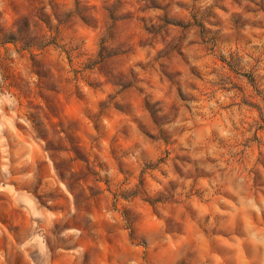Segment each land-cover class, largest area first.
<instances>
[{"label":"clouds","instance_id":"obj_1","mask_svg":"<svg viewBox=\"0 0 264 264\" xmlns=\"http://www.w3.org/2000/svg\"><path fill=\"white\" fill-rule=\"evenodd\" d=\"M92 2L95 8L90 9L85 28V21L70 14L71 5L65 6V0H0V111L6 114L0 127L15 131L12 120L21 112L20 97L9 88V72H21L23 81L19 87L23 88L25 83L32 85L49 51L55 49L59 53L60 63L67 52L74 61L73 67L87 66L81 77L94 85L98 83L105 96L111 95L113 103L127 106L132 95L142 102L139 110H129L126 123L137 132L132 141L136 147L130 146L122 159L141 167V153L146 148L159 154L165 147L163 141L169 140L174 154L184 155L180 151L183 148L200 168L214 173L207 193L211 199L197 217L209 240L216 239L213 230L230 234L235 228L234 218L241 212L255 218L264 215V196L259 192L253 195L251 189L247 172L251 165L237 163L242 158L236 155L239 149L234 145L241 139L243 128L237 123L234 129L227 115L213 120L214 112H209L210 107L217 110V100L227 103L233 95L231 91L221 93L212 88L209 81L231 86L233 80L247 76L254 86L264 89V80L257 85L250 71L255 69L257 77H264V0H242L239 7L229 2L227 15L220 13L225 27L219 34L215 28L207 30L211 28V17L195 15L193 20L177 6V0H157L170 2L168 24L163 20L165 12L142 10L152 0ZM184 2L192 4L194 0ZM211 2L196 0L195 6L206 9ZM233 13L238 16L233 17ZM180 19L184 21L183 30L171 26ZM233 19L239 23L234 24ZM197 66L205 69L203 82L197 78ZM177 67H181L180 72L175 71ZM165 75L174 86H169ZM105 81L112 87H107ZM72 83L79 84V80ZM202 90L210 94L208 98L201 96ZM234 112L231 109L229 114ZM7 113H11V119ZM253 118L256 119L255 113ZM209 128L215 133L211 139ZM142 133H151L155 143ZM244 135L250 137L252 131ZM259 135L264 151V132ZM206 156L214 157L215 163H207ZM52 157L59 166L60 157L56 153ZM31 161L29 154L13 165L15 174H9L7 167L3 169V184L12 181L25 189L39 211L25 207L23 198L13 200V205L28 219L16 221L15 238H9L6 250L0 248V264H83L86 252L90 264H175L180 258L182 237L168 211L160 209L159 219L153 217L150 228L136 218L121 219L119 206L110 208L102 217L84 210L83 205L53 214L47 210L53 203L47 196L49 189L41 173L30 167ZM192 166L184 167V171ZM260 172L264 181V168ZM113 174L114 170H109L100 176ZM65 185L74 196L79 192L70 173L60 187ZM113 190L119 204L131 209H135L138 200L154 195L134 181L117 184ZM120 194L124 200H119ZM225 196L236 198L237 203L231 204ZM225 206L227 210L221 212ZM208 209L211 216L218 218L205 223L203 217ZM259 223L256 230L241 229L238 235L231 236L234 247L243 243L257 249L259 255L248 264H264V220Z\"/></svg>","mask_w":264,"mask_h":264},{"label":"rangeland","instance_id":"obj_2","mask_svg":"<svg viewBox=\"0 0 264 264\" xmlns=\"http://www.w3.org/2000/svg\"><path fill=\"white\" fill-rule=\"evenodd\" d=\"M195 2L196 0L189 4L184 0H177V6L182 7L193 20L195 15H201L204 19L211 17V28L207 30L215 28L219 34L225 27V20L220 13L227 15L230 11L229 2L239 7L242 0H212L206 9H198ZM68 4L71 5L70 14L80 16L87 28L90 19L88 13L90 9L95 8L92 0H65V6ZM151 9L165 12L164 23H170L167 19L170 2L158 3L157 0H152L142 10ZM237 16V13H233V17ZM143 20L141 17V22ZM183 23V19H180L171 26L183 30ZM233 23L238 24L239 20L233 19ZM200 27L203 29V25ZM196 54L194 51L193 55ZM29 59L31 61V57ZM73 63L67 52L64 53V62L60 63L59 53L52 49L41 62L39 72L35 73L37 81L32 85L25 83L23 88L19 87L23 81L21 72H9V88L20 97L21 112L12 120L15 131L0 127V248L6 250L9 238H15L13 233L16 221L28 219L25 213L13 205L14 199L23 198L25 207L32 212L39 211L25 189L18 188L12 181L6 185L2 182L5 167L8 168L9 174H15L13 165L31 154L30 167L41 173L49 189L47 196L53 203L47 210L53 214L61 213L72 206L83 205L84 210L102 217L110 208L119 206L118 215L121 219L136 218L142 220L145 227L150 228L153 224L152 218L159 219L157 212L164 209L179 226L178 235L182 237L180 258L175 264H248L252 257L258 256L257 249L249 245L242 243L239 247H234L231 236L238 235L241 229H258L259 221L264 220V215L255 218L241 212L234 218L235 228L230 234L213 230L216 239L209 240L197 217L201 208L207 207L211 199L207 197V193L214 173L200 168L183 148L180 151L184 155L174 154L169 149V140L163 141L165 147L159 154L146 148L141 153V167L122 159L123 153L128 151L130 146L136 147L132 141L137 132L126 123L129 110L133 107L139 110L142 102H138L135 95H132L127 106L113 103L111 95L105 96L98 83L94 85L81 77V72L88 70L87 66L73 67ZM175 71L180 72L181 67H177ZM197 71L200 73L197 78L203 82L205 69L197 66ZM250 71L253 72L257 85L264 80V77L256 76L255 69ZM164 78L168 80L170 87L174 86L167 75ZM77 79L79 84H73L72 81ZM105 85L112 87L107 81ZM209 85L221 93H233L227 98V103L217 100V110L210 107L209 112H214L213 120L222 119L227 115L234 129L237 123L243 128L244 131L240 132L241 139L234 145L239 149L236 155L242 158L237 163L251 165L247 172L251 178L253 195L259 192L264 196V181L261 180L260 172V169L264 168V151H261L262 142L259 135L264 132V89L254 86L247 76L242 80H233L231 86L219 85V81H209ZM209 95L207 91H201V96L208 98ZM211 95L214 96L215 93ZM231 109H235V112L229 114ZM253 113L256 114V119H259L258 124L253 118ZM5 115L0 111V125H3ZM7 116L11 119V113H7ZM233 116L237 119L233 120ZM21 120L23 122H20ZM104 121H107V124ZM248 131H252V136L244 135V132ZM142 134L155 143L151 133ZM214 135V131L209 128V139ZM212 143L215 141L212 140ZM52 153L60 157L59 166L53 160ZM205 160L207 163H215L212 156H206ZM189 164L193 166L185 172L184 167ZM109 170H114L113 176H100L101 172ZM69 173L73 185L79 188L75 196L67 185L60 187ZM129 181H134L142 190L152 191L154 195L149 199L138 200L135 209L120 205L113 190L114 186ZM225 198L229 199L231 204L237 203L236 198ZM124 199V195L120 194L119 200ZM220 210L226 211L227 206L221 207ZM217 218L211 216V209H208L203 221L207 223L209 219ZM83 264H90L87 252Z\"/></svg>","mask_w":264,"mask_h":264}]
</instances>
